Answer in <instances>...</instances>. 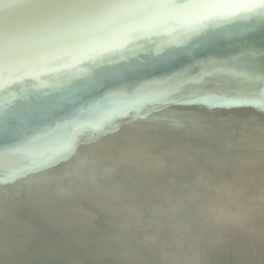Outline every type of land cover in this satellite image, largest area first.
<instances>
[{"label":"bare ground","instance_id":"1","mask_svg":"<svg viewBox=\"0 0 264 264\" xmlns=\"http://www.w3.org/2000/svg\"><path fill=\"white\" fill-rule=\"evenodd\" d=\"M139 1L142 4L136 6ZM247 1L0 0V93L13 92L16 87L26 88L22 94L13 92L15 99L20 101L17 112L0 109V143L8 144L13 150L6 152L5 149L10 148L5 145L0 151V178L5 177L14 184H2L0 189L11 192L12 188L17 189L15 181L18 180L7 173L14 157L32 153L33 156L35 149L42 152L46 147H60L70 140L85 139L91 134L90 125L99 124L108 129L100 132L97 142H82L68 161L64 158L59 160V165L73 160L77 164L62 171V179L56 183L58 190L78 202L82 199L79 188L87 189L88 194L94 192L105 206L104 211L97 214L83 202L74 209L69 208L71 211L67 217L63 218L62 214L55 216V222L62 218L67 227L79 226V242L68 238L69 252L46 253L42 249L51 235L38 233L35 243L42 253H28L23 257L29 248L27 243L17 231L11 234L4 231L0 241L8 244L10 249L7 250L5 245L1 247L0 260L9 254L14 259L13 264H264V139L260 137L264 132V116L260 111L263 108L256 103L257 106L246 111H228L223 118L219 113L214 116L186 109L179 102L182 97H178L189 88L186 86L197 84L201 89L198 98L206 105L212 101L207 98L211 92H214L211 94L213 98L223 102L244 101L246 98L264 102V79L259 80L264 75V63L250 64L264 49L258 48V44L264 45V33L256 35L254 42L247 44L249 39L238 32L243 26L255 34L261 29L264 31V10L251 23L239 19L235 34L222 31L224 35L215 32L207 37L211 42L209 49L219 50L215 45L218 41L232 47V53L219 51L217 55L240 64L221 68L228 61H219L221 66L214 69L206 63L202 69H199L200 65L196 67L197 76L187 77L180 74L189 65L187 59H174L176 54L171 51L163 60L160 55L154 56L157 65L149 70L138 69L133 74L123 71L127 63L134 60L130 56L129 59L108 61L113 58V51L119 44L128 43L129 47L137 49V43L142 42L137 40L138 34L147 32L161 36L158 34L164 33L168 36L163 37L174 40L175 25L192 32L216 20L220 23L221 19H237ZM259 4L263 7V0ZM99 25L102 27L96 28ZM102 28L103 31L99 30ZM107 28L110 30L106 31ZM200 41H206V38H200ZM194 42L195 39L188 46L187 55L191 57L196 55ZM253 44L257 47L245 48ZM43 50L46 53L35 55ZM87 55L110 63L103 70L106 76L100 77L101 72L83 68L94 64L92 61L77 67L83 76L87 70H94L88 72L91 74L86 79L90 84L87 94L82 96L78 93L58 104V109L53 107L60 89L70 80L65 76L59 78L63 84L59 89L52 78L65 70L67 74L74 59ZM50 57L61 63L60 70L48 72L46 65H51ZM139 59L136 65L141 63ZM258 59L263 60L264 53ZM76 60V64L82 63ZM114 68L116 71L112 73ZM211 69L212 76L209 77L210 74H206ZM155 76L159 81L153 84L150 80ZM32 79L39 89L47 88L49 93L39 96V89L28 86L34 84ZM106 91L117 103L121 98L131 99L132 104L126 106L129 113L121 115L122 111H118V117L115 105L110 111H105V104L101 103L107 96ZM165 92L172 94L162 100L165 104L159 105L153 97ZM90 104L95 107H88ZM44 105L52 107V110L31 111ZM19 113L21 115L17 116ZM109 117L116 121L113 126L112 123L105 124ZM16 118H20V130L8 128L18 126L8 124L10 119ZM238 118L243 119L239 121ZM76 127L82 128L75 135L72 133ZM195 131L208 136L209 148L196 137ZM21 138L26 139L18 142ZM230 143H235L238 151L229 150ZM174 144L190 147L195 157L185 158L172 152ZM128 145H133L136 150L128 149ZM144 146H150L155 153L159 151L161 154H148ZM13 147L24 149L18 152ZM170 158L176 164L173 169L166 164ZM101 162L114 165L100 172L90 169V166ZM145 162L154 164L156 170L147 171ZM115 172L124 175L119 181L120 191H116L111 179ZM41 173L49 175V168L43 167ZM202 178L219 186H230L232 194L228 195L222 188L208 189L210 187L199 183ZM65 179L77 180L78 184L71 186L64 182ZM127 187H131L134 197L121 194ZM159 190L167 193L166 199L156 197ZM234 194L243 201L234 200L239 198ZM12 198L16 200L23 196L13 194ZM113 199L130 205V211L123 209L122 205L118 209L122 215L129 214L130 218L126 219L131 220V226L128 228L121 225L125 219L119 224L114 222L120 217L112 221ZM253 199L258 203L247 201ZM60 237L53 233L54 240ZM229 250L241 259L227 262L223 255ZM255 257L257 261L252 263L249 258Z\"/></svg>","mask_w":264,"mask_h":264},{"label":"water","instance_id":"2","mask_svg":"<svg viewBox=\"0 0 264 264\" xmlns=\"http://www.w3.org/2000/svg\"><path fill=\"white\" fill-rule=\"evenodd\" d=\"M259 3H260V0H248L241 7L242 12H241V15L239 18H237V19H225V20L221 19L222 21H220V23H219V21L216 20V21L212 22L211 24L204 26V28H202L200 30L196 29L195 31L190 32L188 30L183 29V27L181 25H178V26L175 25L174 26L175 29H174V33H173L174 37H175L174 40L171 38H168V37H163L164 35L168 36L167 34H164V33L158 34L161 36H157V35L152 36L151 33H147V32L143 33V34H138L137 40L142 41V42L137 43V46H135L137 49L129 47L130 44H128V43L119 44L120 46L115 51H113V55H112L113 58L108 59V61L111 62V61H113L114 58L123 59V60L129 59V56H130L131 57L130 59H134V60L131 63H127V65L125 66L123 71L132 72V74H133L138 69H144V70L148 69L149 70V68L157 65V61H156L157 56L156 55L162 56V60H163L166 57V53L171 51V52H174L176 54V57H174V59L175 58L177 60L181 59V58L187 59L189 65L186 68L182 69V72L180 73V74H186L187 77H193L195 75L197 76V74H198L197 70L198 69L195 70L196 67L198 68V66L200 65L199 69H202V67L203 68L205 67L206 63H208L209 66L214 68V69L218 66H221V63L219 61H228V62L224 63L221 66V68H223L225 66L236 65L235 63L240 64L241 62H234V60H223L222 57L217 55L219 51H227V53L229 51L230 53H232L234 50L232 47L222 45V43L218 41L217 43H215V45L219 47V48H217L219 50L216 51L214 49H209V43H211V42L207 41V37H210L211 34H213L215 32H217V34L221 33V35H224V34H222V31L235 34L236 32L234 31V29L237 30V22L239 19H242L243 21L251 23L254 20H256L257 15H259L263 12L264 0H263V7ZM141 4H142V2L139 1L136 6H139ZM129 16H132V15H127V17H129ZM225 17H227V15H225ZM131 19L132 18H130L128 20H131ZM118 26H121V25H118ZM100 27H102V26L99 25L96 28H100ZM113 27H115V25L112 26L110 29H113ZM244 28H245V30H244ZM108 29L109 28H107L106 31ZM99 30L103 31L104 28L99 29ZM108 32H110V31H108ZM113 32H115V31H113ZM238 32L241 33L239 35H244L245 37H247L249 39V41L246 42L247 44H251V41L254 42L253 39L256 38V35H260V34L264 33V31H262V29H261L258 33L255 34L254 32L251 31V29H248L246 26H243L242 29ZM153 37H156V38H153ZM200 38H206V41L201 42ZM194 39H195V42H194L193 48H194V51H196L195 52L196 55L194 57H191L190 55H187L188 51H189L188 46H189V43L192 42V40H194ZM164 41H167V42H164ZM169 45H171V46H169ZM254 47H257V46L254 44L245 46V48H250V49H252ZM263 47H264V45L258 44L259 50H261ZM255 52H257V51H255ZM44 53H46V52H44V50H43V51L37 52L35 55L39 56V55H43ZM101 53H103V52H101ZM262 53H264V49L261 50L260 53H258L256 55V57L260 58V55ZM197 55H199L200 58H197ZM154 56H156L155 59H154ZM53 58L54 57L49 58L50 59L49 63L51 65L50 66H48L49 64L46 65L48 72L60 70L59 68L61 67V63L53 60ZM94 58H96V57H94V55L93 56L87 55V56H83V57H77L76 59H79L82 63L76 64L75 61H78V60L74 59L73 62L70 63V65H69L71 67L69 68V71H67V74H65V71H66L65 70V71H63V73L60 72V74H58V77L52 78L54 84L57 83V86L59 87V89L61 88V86H63L62 80H58L59 78H65L66 77V79L70 80V81H66L67 85L66 86L64 85V87H62L60 89L59 97L57 98L56 101H54L53 107H56L58 109V104L63 103L64 101H66L70 97L77 96L78 93L82 94V96L86 95L87 94V87L90 85L88 82H86V79H88V74H91L88 72H92V71L96 70L95 73L101 72L100 77L106 76V74L104 73L103 70L105 69V66L109 65L110 63H108V61L106 59H103L101 61H97ZM258 58H255L256 60H253V62L251 61L250 64L254 65V66L262 65L260 63H264V59L259 60ZM138 59L141 63L139 65H136V62ZM90 61L94 62V64L89 65L88 67H83V68L84 69H94V70H90V71L87 70L86 72H84L85 75L83 76L82 72L80 70H77V67L83 66L84 64H86ZM260 61H262V62H260ZM127 62H130V60ZM217 62H219L220 64ZM100 65H103V66L99 67V69H98L97 67ZM137 67H139V68H137ZM212 70L213 69L209 70V72L207 71L206 75L210 74L212 72ZM115 71L116 70L114 68L112 70V73ZM229 71H232V70H229ZM78 73H79V76H78ZM93 75L96 76V74H93ZM206 75H204V76H206ZM211 76L212 75L210 74L209 77H211ZM260 79H264V75L260 76L259 80ZM32 81L34 84L30 83V84H28V86L29 87L35 86V89L38 90L39 86L36 84V81L34 82V79H32ZM150 81H151V83L156 84L159 81V79H157V76H155ZM19 82H21V81H19ZM69 86L72 88H69ZM187 87H189V88L186 91H184V93H182L181 96H178V97H182L181 101H179V102L182 103L181 106L186 107V109L204 111L208 115H214V116H216L217 113H219L220 115H222L223 118H225L226 116H224V114L227 113L228 111H232V110L246 111V110H249V108H251V107L257 106L256 105V103H257V104H259L258 105L259 107L263 108V110H260V111L263 113L262 116H264V102H262L261 100L256 101L253 98H246L244 101L237 99V100H234L233 102H226V101L223 102V101H220V99L213 98L214 96H212L211 94H213L214 92H211L208 94L207 98L209 97L210 99H212V101L208 98L210 101H208V104L206 105V104L202 103L201 99L198 98V96L201 95V93H200L201 89L198 88L199 86L197 84L188 85L185 88H187ZM16 88H14L15 90L13 92H15V93L20 92L21 94L23 93L24 89H26V88L20 89L18 87H16ZM178 88L182 89V86H178ZM185 88H183V89H185ZM13 92L7 93V91H6L3 93H0V102H3L5 104V105H3L0 103V109L1 110L6 111L7 109H12L13 112L18 111L20 101H17L15 99V95ZM44 93H45V95L48 94L49 93L48 89L40 87L37 94L39 96H41ZM105 94L107 96L103 97V102L101 103V105L105 104V107H106L105 111H110L113 108V106L115 105L114 109L117 111V114H118V111L119 112L122 111V112H120L121 115L123 113H129L126 106L132 104L131 99H124L123 100L121 98L120 102L117 103V101L114 102L111 99L110 95H108L109 91H106ZM171 94L172 93H166V92L165 93H158V94L154 95L153 99L156 98V101H159V105H163L165 103L162 102V100L167 98L169 95L171 96ZM130 95L131 94H129L127 97H129ZM178 97H176V98H178ZM203 106H205V107H203ZM88 107H95V105L90 104V105H88ZM45 110L50 111V110H52V107L44 105L43 107L40 106L39 108L31 110V111L39 113V112H41V111L43 112ZM178 111H180V110H178ZM21 113H19L17 116L21 115ZM17 116H15V117H17ZM23 116H24V114H23ZM100 117H102V115ZM118 117H119V114H118ZM19 119L20 118L10 119L8 124H15L18 126H10L8 128L15 127L14 129L19 128V130H20ZM238 119H239V121H242L243 118H238ZM110 120L111 119L109 117V122H107L105 124L112 123L111 126H113L116 123V121H114V120L110 121ZM225 120L227 121V119H225ZM261 120H263V118ZM105 124H103V125H105ZM101 126H99V124H95L93 126L92 125L88 126V127H92L91 132H90L91 134L85 139L79 138L77 141L70 140L67 144H64L60 147H55V148L46 147L44 149V151H42V152H40L39 149H37V150L35 149L33 151L35 153V155H33V156H31L33 153L28 155V156H26L24 154H20L17 157H14L12 159L13 163H12V165L10 164V167H9L7 173L10 174L12 177H14L15 180H18V181H15L18 186H17V189L12 188L13 189L12 192L9 189H5V188H4V190L0 189V235L2 234V232L4 233V231H7L9 234H11L13 231H17L19 236L22 237V239L27 243V245L29 247V248H26V253L23 255V257L25 255H27L28 253H34V254L42 253V251H39V249L37 248V245L35 243L36 239L38 238V236H37L38 233H39L38 235H40V233H46L47 235H51L50 238L47 239V241L44 245V248L42 249L46 253H54V252L60 253L61 251L62 252H69L70 251V249H69L70 245H69L68 241L73 239L74 241L79 242L77 240V238H78L77 232H78L79 226H76L74 224L71 227H67L66 224L64 223V221L62 220V218L58 222H55L54 218L58 214H62L63 215L62 217L65 218V217H67V215H69V213L71 211V210H68L69 208L74 209L78 203H83V202L89 204L90 208L93 211H95L97 214L104 211L105 206L98 200V198L94 192L88 194L87 189L79 188L82 199L79 200L78 202H74L72 199H69L65 195H63L58 190V188L56 186V183L62 179L61 178L62 171L64 169H70V167L72 165L77 164V161L73 160L72 162H68L67 164L59 165V160L64 158L65 161H68L70 159V157L72 156V154L74 153V151L76 149H79L82 142H85V141L97 142L98 141V135H100V132L102 133V132H104V131L106 132L108 130L107 128L103 129ZM71 128H69V129H71ZM81 128L82 127H78V128L76 127V129H74L72 134H75V135L78 134V132L80 131ZM20 132H22V130ZM195 132H196V134H195L196 137L200 140H203L204 145L209 148L210 147L209 143L206 141L208 139V136L205 135L204 133H202V131H195ZM131 136L136 137L135 135H131ZM260 137L264 139V132L260 133ZM24 139H26V138L18 139V142L23 141ZM5 145H8V144H4V143L1 144L0 143V151L3 150ZM229 146H228L229 150H232L233 152L238 151V150H236L237 148H236L235 143H230ZM144 147L147 150L148 154L149 153L161 154V152H159V151H157L155 153L154 149L150 146H147V147L144 146ZM7 148H10V149H5L6 152L13 151L12 147L9 146ZM15 148H17L16 151H18V152L21 149H24V148H18V147H15ZM128 149H130L132 151L136 150V148L133 145H128ZM171 149H172V152L176 153L177 155H181L185 158H194L195 157L194 150H192L190 147L186 146L185 144H174ZM37 151H39L38 154L36 153ZM252 151H254V150H252ZM246 155L248 156L250 154L246 153ZM248 157H251V155ZM145 163L147 166V171L153 172L156 170V166L154 164H152L150 162H145ZM172 163H174L172 158L167 160L166 164H167L169 169H173L176 167V164L175 163L172 164ZM108 164L114 165V164L109 163V162H108ZM109 165H107L106 162H101V163H98L96 165L90 166V169L91 170L94 169L96 172H100V171L106 170V167H111ZM132 166H134V164ZM43 167L49 168V171H50L49 175H43L41 173V169ZM134 172L131 174H134ZM181 172H182V175L183 174L185 175L184 171H181ZM123 176H122L121 172H115V173H113V176L111 177V179H112V181L116 187V191H120L118 189V186H120L119 181H121ZM4 178H0V185H2V184L8 185V186L14 185L13 181H9L7 178H5V179ZM26 178H28V179H26ZM64 182L66 184L71 185V186H76L78 184L77 180H74V179H65ZM167 182H170V181L167 180ZM199 183L205 187H210L208 189L222 188L225 192L228 193V195L232 194L230 186H228V185L219 186V185H216L213 181L208 180L207 178L200 179ZM130 188L131 187H127L126 189H124L123 192H121V194L134 197L135 194H134L133 190H131ZM122 190L123 189H121V191ZM12 193L21 195V196H23V198H18L16 200H14L12 198V195H13ZM181 193L184 194V191H181ZM8 194H9V196H8ZM156 194H157L156 197H158L160 200H164L167 198V193L165 191L159 190L156 192ZM234 195H236V194H234ZM27 196L30 198L29 201L27 200ZM201 196H203V195H201ZM236 196H238V195H236ZM228 199H230L229 196H228ZM234 200L243 201V199L241 197H239L238 199H234ZM247 201L250 203H258V200H256V199L247 200ZM121 205H122L123 209L130 211V208H129L130 205H128L126 202H122L120 200L113 199L111 202V210H110V213L112 215V221H114L115 218L120 217V220L114 222V223L119 224L123 219H125L124 221H122L121 225L128 228L129 226H131V220L126 219V218H130L128 216L129 214L122 215V213L120 211H118V209H120ZM216 213L218 214V212H216ZM223 215H226V213H223ZM112 221L110 223H112ZM149 228L152 229V227H149ZM53 233H57V234L61 235V237L54 240L53 239ZM68 238H69V240L67 241ZM22 239H20V240H22ZM144 240H147V239H144ZM34 244L36 245L35 248H34ZM4 245L5 244L0 241V249ZM5 246H6L7 250L10 249L8 244H6ZM222 252H223V250H222ZM223 258H225L227 262L231 263L232 261H237L238 259H241V256H238L229 250V251L225 252V254L223 255ZM249 259L251 260L252 263H255L257 261V260H255L256 257L255 258H249ZM13 262H14V259L9 254L6 256H3L0 260V264H13ZM99 264H105V263L100 262Z\"/></svg>","mask_w":264,"mask_h":264}]
</instances>
